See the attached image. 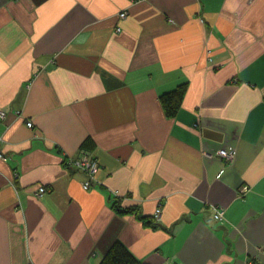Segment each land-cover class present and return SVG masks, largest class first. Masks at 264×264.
Segmentation results:
<instances>
[{
	"label": "crops",
	"instance_id": "1",
	"mask_svg": "<svg viewBox=\"0 0 264 264\" xmlns=\"http://www.w3.org/2000/svg\"><path fill=\"white\" fill-rule=\"evenodd\" d=\"M0 109V264H264V0H0Z\"/></svg>",
	"mask_w": 264,
	"mask_h": 264
},
{
	"label": "trees",
	"instance_id": "2",
	"mask_svg": "<svg viewBox=\"0 0 264 264\" xmlns=\"http://www.w3.org/2000/svg\"><path fill=\"white\" fill-rule=\"evenodd\" d=\"M186 92V85L181 84L175 89L162 94L159 98L165 115L169 118L175 117L180 109L181 102ZM84 146H88V140L83 143ZM86 151V150H85ZM88 153V151H86ZM114 208L120 213L135 212L134 207L121 209L118 203L114 204ZM145 223L147 222L145 220ZM99 264H138L136 258L120 241H115L104 255Z\"/></svg>",
	"mask_w": 264,
	"mask_h": 264
},
{
	"label": "built area",
	"instance_id": "3",
	"mask_svg": "<svg viewBox=\"0 0 264 264\" xmlns=\"http://www.w3.org/2000/svg\"><path fill=\"white\" fill-rule=\"evenodd\" d=\"M119 16L121 18H124L126 16V12L122 11ZM119 30V29H118ZM6 116V112L2 109H0V120H3ZM27 125L31 126V122L27 121ZM217 154L226 162V163H231L234 160L235 157V152L233 148H220L217 151ZM0 158H4V154L2 151H0ZM67 165L69 167L82 172L85 176L86 179L83 183V188L84 189H89L90 186L95 182V177L96 173L98 171V162L96 159H94L90 153L87 152H81V154L77 158H71L66 160ZM245 187L243 188V191H245ZM46 189L44 187H40L38 191L35 192V194H41L44 193ZM116 195V191L114 192ZM161 209H157L155 212L154 217H157ZM213 219L216 221H222L224 217V209L217 207L214 208L212 212Z\"/></svg>",
	"mask_w": 264,
	"mask_h": 264
}]
</instances>
